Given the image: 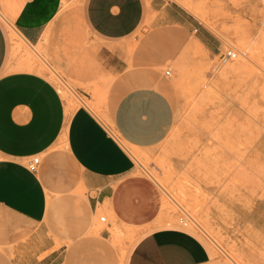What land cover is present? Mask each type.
<instances>
[{
	"label": "crops",
	"instance_id": "1",
	"mask_svg": "<svg viewBox=\"0 0 264 264\" xmlns=\"http://www.w3.org/2000/svg\"><path fill=\"white\" fill-rule=\"evenodd\" d=\"M63 1L0 0V249L11 264H118L109 230L94 218L99 211L119 213L117 192L134 166L128 149L161 143L173 126L174 106L147 66L148 54L126 46L144 20V0H83L91 63L69 75L101 78L96 87L106 97L99 98L102 118L83 104L68 109L56 85L27 67L23 44L47 38L49 51L76 42L77 31L63 27L75 21L70 11L62 13ZM157 11L160 23L192 25L177 3L164 1ZM196 37L206 49H219ZM33 156L40 157L35 171L27 167ZM123 264L232 263L194 232L171 225L140 235Z\"/></svg>",
	"mask_w": 264,
	"mask_h": 264
},
{
	"label": "rangeland",
	"instance_id": "2",
	"mask_svg": "<svg viewBox=\"0 0 264 264\" xmlns=\"http://www.w3.org/2000/svg\"><path fill=\"white\" fill-rule=\"evenodd\" d=\"M164 1L188 11L192 25L158 22L157 10ZM144 2V20L126 39V46L129 50L140 48L150 57L147 66L159 74L157 85L172 100L174 123L158 145L128 149L134 166L124 175L117 192L119 213L99 211L95 225L109 230L118 264H123L131 245L144 232L171 225L194 232L215 255L232 264H264L261 1ZM82 4L83 0L62 3V13L70 11L75 19L63 27L77 31L76 42L67 47L57 45L49 51L47 38L43 44H23L33 53L36 68L32 70L56 85L68 109L83 104L102 118L99 98H105L106 93H100L104 90L99 91L96 84L104 80L69 75L70 69L84 70L91 63L92 55L86 53L91 33L81 17ZM194 23L197 32L193 31ZM197 34L219 45L217 52L206 49ZM230 48L238 53L237 57L214 71L218 53ZM22 53L15 54V60L20 61ZM227 68L234 70L223 72ZM167 69L169 76L165 75ZM99 215L106 220L100 221ZM0 264H11L1 249Z\"/></svg>",
	"mask_w": 264,
	"mask_h": 264
},
{
	"label": "built area",
	"instance_id": "3",
	"mask_svg": "<svg viewBox=\"0 0 264 264\" xmlns=\"http://www.w3.org/2000/svg\"><path fill=\"white\" fill-rule=\"evenodd\" d=\"M261 1V5L264 9V0H260ZM238 53L233 49H227L225 51L219 52L218 53V58H217V62L214 64L213 66V70L216 71L218 70L222 65L226 64L227 62L235 59L237 57ZM165 75L169 76L170 75V70L167 69L165 71ZM40 163V157L39 156H33L31 159H29L27 161V167L31 170V171H35L38 167ZM106 217L104 215L99 217L100 221H105Z\"/></svg>",
	"mask_w": 264,
	"mask_h": 264
},
{
	"label": "bare ground",
	"instance_id": "4",
	"mask_svg": "<svg viewBox=\"0 0 264 264\" xmlns=\"http://www.w3.org/2000/svg\"><path fill=\"white\" fill-rule=\"evenodd\" d=\"M185 4H187V5H185ZM183 5L184 6H188L189 4L188 3H183ZM194 7V6H193ZM197 9V8H196ZM194 10V9H193ZM193 12V11H192ZM194 12H195V10H194ZM204 12V11H203ZM194 14V13H193ZM200 15V14H199ZM204 15V14H203ZM197 16V15H196ZM14 36V45H15V48H19V47H21L22 46V42H20V39H19V37L14 33L13 34ZM25 50H26V48H25ZM26 52V51H25ZM33 54V53H32ZM32 54L29 52V50H27V54L25 53V56L28 58V60H30L28 63H27V67L28 68H36V67H34L33 66V56H32ZM34 64H35V62H34ZM25 67H26V64H25ZM43 67V66H42ZM37 69H40L41 70V66H38V68ZM230 69V71L231 70H234V68H227L226 70H224L223 72H225V71H227V70H229ZM125 145V144H124ZM129 151V150H128ZM183 187V186H182ZM180 189V188H179ZM179 191V190H178ZM180 192H182L181 191V189H180ZM184 194V193H183ZM185 196H186V194H185ZM196 198H197V196H196ZM183 199V198H182ZM198 199V198H197ZM185 213V212H184ZM187 213V212H186ZM172 215V214H171ZM182 220V219H181ZM193 221V220H192ZM232 221V220H231ZM184 223H186V222H184ZM196 223H198V222H196ZM187 224V223H186ZM118 229V228H117ZM218 229V228H217ZM119 230V229H118ZM204 230V229H203ZM218 233V232H217ZM213 241H215V240H213Z\"/></svg>",
	"mask_w": 264,
	"mask_h": 264
}]
</instances>
